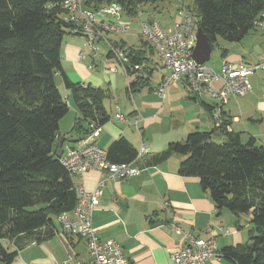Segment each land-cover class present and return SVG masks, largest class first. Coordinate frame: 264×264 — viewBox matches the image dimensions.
<instances>
[{"label":"trees","instance_id":"obj_1","mask_svg":"<svg viewBox=\"0 0 264 264\" xmlns=\"http://www.w3.org/2000/svg\"><path fill=\"white\" fill-rule=\"evenodd\" d=\"M58 1L0 0L2 264H11L26 243L50 236V231L42 233L40 229L51 224L53 217L71 212L77 201L72 175L52 152L59 121L69 108L57 77L62 78L80 113L84 124L78 121L77 126L83 135L88 131L87 121L103 125L109 119L103 105L109 93L91 84L72 82L63 70L61 44L64 35L72 33L62 19L64 10ZM157 1L83 0V5L95 10L116 2L126 15L135 17L138 7ZM187 7L212 47L218 37L240 41L261 18L264 0H191ZM130 48L133 60L144 59L141 52ZM106 55L111 56L110 49ZM140 80L131 81L130 88H138ZM207 107L211 111L212 105ZM226 124L221 127L222 141H214L215 130H196L187 134L184 144L170 142L153 156V162L172 153L182 154L178 173L199 180L218 215L224 208L236 216L250 214L248 241L226 246L222 253L235 264H264V146L257 145L254 137L243 142ZM135 155L136 149L124 137L113 140L107 149L112 162H130Z\"/></svg>","mask_w":264,"mask_h":264},{"label":"crops","instance_id":"obj_2","mask_svg":"<svg viewBox=\"0 0 264 264\" xmlns=\"http://www.w3.org/2000/svg\"><path fill=\"white\" fill-rule=\"evenodd\" d=\"M156 3L151 5L156 8ZM177 17L178 14L162 25H172ZM134 18L136 16L131 21ZM137 34L116 33L111 40L107 38L110 45L124 44L144 56L143 60L147 61L144 71L131 77L125 75L122 69L117 73L110 72L108 68L114 62L107 55L103 72L97 74L89 68L85 58L79 59V53L85 52L80 45L68 40H63L61 44V63L68 79L101 87L109 93L103 101L109 119L96 137V144L107 150L113 140L124 137L136 151L142 142L148 148L138 161L144 167L138 175L111 179L105 183L99 203L92 212L93 228L100 239L117 241L134 264H174L170 254L182 245L187 230L201 238L213 235L220 251L226 246L246 243L252 227L250 214L236 216L224 208L218 215L211 196L203 190L199 180L178 173L184 158L182 154L172 153L159 162H153V156L165 150L170 142L183 141L188 133L196 130H215L214 141H222L223 123H227L228 131L238 132L243 142L254 137L257 145L264 146V76L258 77L257 72L250 76L252 90L244 96L231 98L222 106L221 116L215 118L207 107L212 104L211 101L195 97L183 80L169 83L163 97L155 93L154 88L168 74V69L160 67L154 56L147 54L146 46L140 47L142 40ZM261 34L264 38L262 30ZM137 40H140L138 44L135 43ZM224 49L226 51H221L222 59L217 70L223 62L257 61L264 54V42L260 51ZM158 67L161 71L155 76ZM58 78V88L62 95L68 97L69 108L59 121L53 153L60 139L63 140V149L75 144L83 135L80 125L84 124L70 91L64 86L62 78ZM133 80H140L138 88H130ZM116 108L126 121H118L114 117ZM136 117L139 118L137 126L133 123ZM101 178L97 170L72 176L74 185L87 191L93 190ZM67 216L73 218V213L69 212ZM207 225L212 227L210 232L205 230ZM219 226L228 227L231 232L222 234ZM40 231H50L51 234L43 240L26 243L17 250L11 264H73L76 260L91 259L86 239L65 230L59 216L53 217L52 223ZM207 264L235 263L223 254L220 258L210 259Z\"/></svg>","mask_w":264,"mask_h":264},{"label":"built area","instance_id":"obj_3","mask_svg":"<svg viewBox=\"0 0 264 264\" xmlns=\"http://www.w3.org/2000/svg\"><path fill=\"white\" fill-rule=\"evenodd\" d=\"M64 10L62 19L69 23L74 35L86 40L92 63L89 68L94 70L97 56V42L107 40L109 33L124 34L132 29V21L126 15L122 6L116 2L101 5L97 9L84 7L83 0H59ZM143 12L142 7L137 13ZM261 18L254 21V27L264 32V12ZM197 18L189 10L179 9L178 17L173 24L165 27L158 20L146 17L139 21V37L158 57L156 63L168 69L159 85L154 88L160 97L164 96L166 86L173 81H185L190 92L197 98H207L211 101L212 115L221 116V108L231 98L244 96L252 90L250 76L258 70H264V54L257 61L231 63L223 62L219 70H214L206 63H198L192 52L197 32ZM114 65L109 71L117 73L120 69L131 77L144 71L147 61L133 60L131 48L124 44L110 45ZM86 57L85 52L79 53V59ZM68 103V97L65 96ZM114 117L118 121H126V117L116 108ZM139 118L133 119L137 126ZM88 131L75 144L67 145L59 157L60 163L73 175H81L88 170H97L102 178L93 190L87 191L82 186H75L76 204L71 211L73 218L67 213L59 216L64 229L86 239L90 260H76L73 264H134L124 254L121 245L114 239H100L92 226V212L99 203L103 186L111 179H126L138 175L144 167L138 164L147 152V146L142 142L136 155L130 162H112L107 157V150L95 142L103 125L95 121H87ZM205 230L210 232L212 227L207 225ZM222 234H229L230 228L219 226ZM223 255L218 249L213 235L201 238L187 230L183 235V243L174 249L170 257L174 264H207L212 258Z\"/></svg>","mask_w":264,"mask_h":264},{"label":"rangeland","instance_id":"obj_4","mask_svg":"<svg viewBox=\"0 0 264 264\" xmlns=\"http://www.w3.org/2000/svg\"><path fill=\"white\" fill-rule=\"evenodd\" d=\"M191 0H160L156 3V8L154 5L145 4L142 6L143 12L140 14H136V19L134 18L132 21V30L129 33H138L139 35V20L145 19L147 16H150L156 20H158L161 24H167L171 17H174L178 14L179 9L188 10L187 5L190 4ZM116 33H109L106 37L108 39H112V36ZM64 41H73L76 44L81 46L86 52V57L84 59L85 62H88L89 65L93 62L91 60L90 52L88 46L86 44V40L83 37L78 35L74 36L73 34L66 33L63 37ZM140 41V40H139ZM138 40L135 43L138 44ZM264 42L263 35L261 34V30L259 28L251 29L240 41H227L223 38L218 37L217 40L212 44L210 58L206 62V65L217 70L219 68V64L221 62V51L226 48L228 51H260L262 49V43ZM139 43H145L144 41ZM145 46V45H144ZM142 44L140 47H144ZM110 49V41H98L97 42V56L94 59V63L96 67L94 70L95 73L100 74L103 72L104 60L106 58V54ZM147 54L154 56V60H158V57L155 53L152 52L147 46L145 47ZM161 67V65H159ZM159 67L155 71V76L160 74L161 70ZM258 77L261 75L264 76V70L257 71ZM256 74V75H257ZM60 81L57 77V82ZM246 215V213H242Z\"/></svg>","mask_w":264,"mask_h":264},{"label":"water","instance_id":"obj_5","mask_svg":"<svg viewBox=\"0 0 264 264\" xmlns=\"http://www.w3.org/2000/svg\"><path fill=\"white\" fill-rule=\"evenodd\" d=\"M211 53V44L207 39V36L202 31L200 27L197 28V32L195 34V44L192 52V57L198 63H206L210 58ZM60 138V136H57ZM181 144H184V140L180 141ZM63 140L60 139L57 145V148L54 151V155L56 158H59L63 152L62 148Z\"/></svg>","mask_w":264,"mask_h":264}]
</instances>
